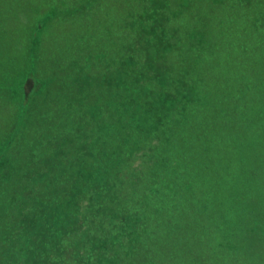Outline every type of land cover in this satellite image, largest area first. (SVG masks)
Segmentation results:
<instances>
[{
  "label": "trees",
  "instance_id": "trees-1",
  "mask_svg": "<svg viewBox=\"0 0 264 264\" xmlns=\"http://www.w3.org/2000/svg\"><path fill=\"white\" fill-rule=\"evenodd\" d=\"M248 1L129 0L140 8L123 21L120 59L100 77L66 76L76 92L56 72L40 74L38 50L56 17L69 15L63 5L90 17L96 1L24 15L32 71L16 85L17 68L0 66V90L19 94L14 129L0 134V178L11 170L16 183L7 190L0 181L10 230L0 264H264V115L250 143L242 140L248 126L235 121L244 95L264 87V71L261 81L251 77L252 67L264 69V16L249 14L233 38L236 21L223 17ZM83 39L79 31L74 48ZM88 79L105 91L93 101L82 93ZM27 117L48 126L38 140L52 130L41 165L27 162L28 149L39 154L36 138L22 133ZM18 136L26 158H14ZM26 173L30 182L18 184ZM253 251L260 261L243 258Z\"/></svg>",
  "mask_w": 264,
  "mask_h": 264
},
{
  "label": "rangeland",
  "instance_id": "rangeland-1",
  "mask_svg": "<svg viewBox=\"0 0 264 264\" xmlns=\"http://www.w3.org/2000/svg\"><path fill=\"white\" fill-rule=\"evenodd\" d=\"M61 1L62 0H0V66L3 64L11 65L10 70L13 69V67L17 68L18 77L11 81L12 84L16 83V85H19L23 78L27 77V75L32 71V67L30 66L31 64L30 62H28L30 54V43L29 34L27 32H30V25L26 22L27 20H29V18L24 17V15L35 12L33 18L40 19L44 14L49 15L53 13V11H56L55 4H61ZM88 1L90 2V0ZM95 1L96 3L93 10H91L90 17L89 15L86 16V14L84 13L85 10H83L82 8L79 10V12L74 13L72 12L71 6L63 5L62 7L64 12L69 13L70 18L66 19L67 17H69V15L66 17H56V19L52 22V25L50 24L51 27L47 30L48 32H46L47 36L45 35L43 37L44 40L39 46L38 50L40 51V74L43 75V72L45 71H47V75L56 72L62 78L64 77L63 79L66 83H69L73 86V88H70L73 89V91H75L74 89H76V87H74L76 85V81L72 79H66L68 78L66 76L71 75L75 77L76 80H78V78L80 80V77H83V75L87 78L100 77L102 75H100L99 71H103L107 68L106 64L108 60L113 59L110 60V62L116 64V62L120 59L119 55L125 43L124 38L126 37L127 33L126 29L124 28L125 25H123V21L126 19L128 14H135L138 11L139 7V5H131L129 0ZM41 3L43 4L42 6H40ZM243 5L244 6H242L241 9L234 11L235 14H233V11H230L225 12V16H223L226 19L230 20V22L236 21L234 22L235 24H231V29L229 31V35L231 36V38H233V34L235 32L241 33L243 35L245 29L242 26L240 28V26L237 24L245 25L249 21V14L254 16L259 15L257 17L260 20L264 16V5L262 0H250L248 1V3L245 2V4ZM38 9L40 13L36 12L38 11ZM221 12L222 10H220V13ZM75 22H77V25L79 27L78 30ZM233 26H235L236 28L234 29ZM253 30L254 29L251 28L250 31H247V33L249 34L248 37L251 40L254 39ZM79 31L82 33V36L84 35V39L80 43L78 42V45L76 46V48H74L75 43L72 39H76V37H79ZM239 38H241L242 40V36L238 35V42ZM255 41L257 40H253V42ZM130 47L131 49L134 48L132 45ZM72 48V54L74 55L73 60H70L71 62H65L67 63V65L62 64L57 66L55 64V61L57 59L60 60L59 57H61L62 55H64L65 58L67 55L70 56V50H72ZM91 49H93L92 53H98L99 56L100 53H102L101 58L88 56L90 52L89 50ZM66 52L67 54H64ZM256 54L255 56L258 57L259 55ZM230 62H233L230 65V69H233L234 61L231 60ZM261 64H259L260 66H257L256 68L251 66L253 68L251 77L260 81L263 79L260 75V72L264 71ZM79 70H83V75H79ZM67 72L69 73L66 74ZM33 85L34 81L28 80L26 84L27 91H29L33 87ZM227 87L230 88V86ZM101 89L102 88L97 86L94 82H92V80L88 79V82L85 84V86H83L82 93L85 95L84 97H86V99H90L93 101V99L97 97V95L103 94L105 92L104 90H102L103 92H101ZM58 90L61 91L60 88ZM248 93V96L244 95V103L242 102L240 113H236L239 116L240 120L235 121L238 123L237 126H240V124L248 126V133L244 134L242 140L250 143V140H255L251 139L250 137H253L255 135L256 138H258V136L260 137V135L256 134L258 132L255 130V127L257 125L256 121L261 119L259 118L260 116L262 117L264 115L262 112L264 87L262 86L257 93L253 92V90L248 91ZM16 95L19 96V94H13L10 91L4 92L0 90V134L3 133V135H5L10 132L11 129H14V124L16 121ZM51 95L52 92H50V96ZM65 96L67 95H63V97L61 98L63 99L65 98ZM243 108H248V111L250 109L251 113H253L255 117L249 118V116H246V114L244 113L245 110H243ZM218 111V117L221 118L222 111L221 109H218ZM255 112H257V114H255ZM234 114L235 112H233V115ZM31 117H27L25 119L26 126L23 127L22 133L25 137L27 136L25 134H31L29 138H36V148L38 149L39 154L34 155L33 152L31 153V151H29L28 149V152L26 154L28 155V157H30L28 158L27 162L29 164H32V161H36L38 162V165H41L42 162H44L45 158H38L37 156H41L42 154H44L45 151H43V149H46L49 146V136L52 133V130L46 133L44 132L42 134V141L38 140L36 132L48 126L46 123H40L36 119L29 121ZM63 126L64 125L61 124V129L63 128ZM241 128H243V126H241ZM61 129H55V132L61 131ZM241 132H244V129ZM253 132H256L255 135ZM22 137L18 136L15 143L16 154L14 158L17 159L23 156L22 150L24 149L25 144ZM46 140L48 141V143L46 142ZM34 144L31 145V148L34 146ZM23 157L26 158V156ZM11 173V170H5L2 173V178H0V181H5V187L7 188V190L16 185L15 181L10 180L12 179ZM26 174L27 176L23 178L20 176L19 178L16 177V180H18V184H21L22 182V184L30 182L28 173ZM4 212L5 208H2L0 206V213L3 214V217L0 218V240H3L5 242L6 238L3 237V234L6 236L9 235L8 233H10V230H8V227L6 226V215L4 214ZM245 256L243 258L251 263L260 261L258 254L254 251L251 252V254H246ZM203 259H211V257L208 255L206 257H203Z\"/></svg>",
  "mask_w": 264,
  "mask_h": 264
},
{
  "label": "crops",
  "instance_id": "crops-1",
  "mask_svg": "<svg viewBox=\"0 0 264 264\" xmlns=\"http://www.w3.org/2000/svg\"><path fill=\"white\" fill-rule=\"evenodd\" d=\"M23 23H24V21H23Z\"/></svg>",
  "mask_w": 264,
  "mask_h": 264
}]
</instances>
